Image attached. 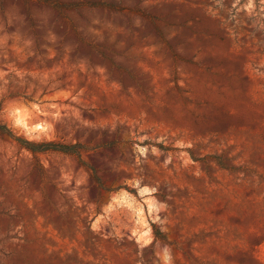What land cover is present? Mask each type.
<instances>
[{
	"label": "rangeland",
	"instance_id": "rangeland-1",
	"mask_svg": "<svg viewBox=\"0 0 264 264\" xmlns=\"http://www.w3.org/2000/svg\"><path fill=\"white\" fill-rule=\"evenodd\" d=\"M0 264H264V0H0Z\"/></svg>",
	"mask_w": 264,
	"mask_h": 264
},
{
	"label": "trees",
	"instance_id": "trees-1",
	"mask_svg": "<svg viewBox=\"0 0 264 264\" xmlns=\"http://www.w3.org/2000/svg\"><path fill=\"white\" fill-rule=\"evenodd\" d=\"M0 133H7L10 136H13L10 130L5 125H2V124H0Z\"/></svg>",
	"mask_w": 264,
	"mask_h": 264
}]
</instances>
